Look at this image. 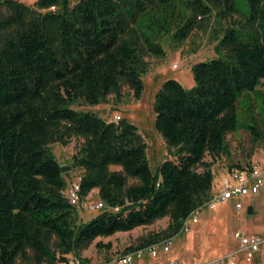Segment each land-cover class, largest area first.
Masks as SVG:
<instances>
[{
    "label": "trees",
    "instance_id": "trees-1",
    "mask_svg": "<svg viewBox=\"0 0 264 264\" xmlns=\"http://www.w3.org/2000/svg\"><path fill=\"white\" fill-rule=\"evenodd\" d=\"M173 13L181 17L172 33L177 39L200 25L197 16L232 21L220 37L225 58L195 63L190 89L169 78L156 92L155 127L175 155L153 171L135 124L69 105L110 93L119 98L123 85L139 97L144 57L162 53L157 35L169 32ZM262 79L264 0H0V264L65 263L96 237L165 216L164 228L125 251L178 235L183 220L212 196V164L229 153L226 135L237 128V104L252 110V94L261 105L259 118L246 124L248 156L264 144ZM73 136L82 138L71 156L82 171L81 195L97 189L104 203L81 223L49 147ZM250 160H232L227 168Z\"/></svg>",
    "mask_w": 264,
    "mask_h": 264
},
{
    "label": "rangeland",
    "instance_id": "rangeland-1",
    "mask_svg": "<svg viewBox=\"0 0 264 264\" xmlns=\"http://www.w3.org/2000/svg\"><path fill=\"white\" fill-rule=\"evenodd\" d=\"M20 1L33 5L36 0ZM180 18L178 14L173 13L170 18L169 32L157 35V40L163 49L162 53L147 54L144 57L148 61V67L141 73L143 89L139 97H135L130 88L123 85L122 96L119 98L110 93L96 103L79 99L69 105L77 111L95 113L108 120L118 114L123 120L135 124L146 142V155L153 171L158 169L164 157L168 155L174 157L175 155L174 148H169L164 143L163 137L155 127L154 101L156 92L169 78L177 79L185 88L190 89L194 86L192 66L195 63L217 57L225 58V52L220 46V37L226 25L232 21V19L220 21L213 14L206 17L197 16V23L200 25L194 27L186 38L177 39L173 37L172 33L175 31L176 23L180 22ZM257 89L260 91L264 89V79ZM251 100L252 110L250 111H247L242 102L237 104V128L226 135L229 153L223 154L212 164L214 173L212 193L216 191L215 187L218 186L219 179L230 161L243 162L248 158L257 157L264 159V144L262 142L256 143L253 154L251 157L248 156L252 141L246 124L251 116L259 118L258 110L261 105L260 99L254 94L251 95ZM81 142V137L73 136L66 144L60 142L49 144L54 158L66 168L62 172L66 187L71 180L76 179L82 173L80 168L72 166L71 158ZM206 159L209 160L210 157L206 156ZM110 168L119 169L120 167L111 165ZM88 198L93 201L100 200L95 190H91ZM239 199L242 203L241 209L234 207L237 199H230L227 202L216 203L213 208L205 206L197 212L198 221L190 220L189 230L174 236L171 249L166 253L167 255L165 254L168 256L167 259L176 257L183 262L210 259L233 250L236 246L233 236L235 230L247 233L262 230L264 228V182L258 193H249ZM249 205L254 208L250 214L247 213ZM100 211L101 209H81L77 223L89 220ZM167 222L168 218L165 216L156 219L151 224L137 226L130 231H117L109 236L96 237L87 249L81 250L75 257L80 260V264L83 257L88 259L83 264H122L118 258L126 253L125 250L128 246L136 244L138 237L164 228ZM98 241L102 246L95 245ZM161 255H163L162 252L157 257L144 251L139 257H134L130 264H164L162 258L164 255ZM261 259V264H264V254ZM58 264H64V262Z\"/></svg>",
    "mask_w": 264,
    "mask_h": 264
},
{
    "label": "built area",
    "instance_id": "built-area-1",
    "mask_svg": "<svg viewBox=\"0 0 264 264\" xmlns=\"http://www.w3.org/2000/svg\"><path fill=\"white\" fill-rule=\"evenodd\" d=\"M54 6H51L53 8ZM120 119V115H115L113 120ZM264 182V159L259 157L252 158L248 164L242 167L229 170L225 168L224 173L219 179L216 191L203 206L196 208L191 214L183 220L180 232L188 231V223L197 221V212L204 206L214 207L218 202H227L230 199L239 198L249 193H257ZM66 198L77 209H100L104 207L101 200L93 201L88 195H81L80 176L71 180L64 191ZM241 201L235 202V208H241ZM114 209H118L115 207ZM238 245L235 249L224 254H220L207 260H192L183 262L176 257H169L165 264H236L239 255H242L246 262H251L258 255L264 254V231L262 233H246L242 230H235L233 233ZM174 237L165 238L160 243H154L144 248L128 251L118 258L122 264H130L134 257H139L144 251H148L152 256H157L159 248L168 252L173 244ZM55 264H58L56 262ZM64 264H80L77 257L69 258Z\"/></svg>",
    "mask_w": 264,
    "mask_h": 264
},
{
    "label": "crops",
    "instance_id": "crops-1",
    "mask_svg": "<svg viewBox=\"0 0 264 264\" xmlns=\"http://www.w3.org/2000/svg\"><path fill=\"white\" fill-rule=\"evenodd\" d=\"M164 143H165V141H164ZM165 158V157H164ZM163 158V159H164ZM225 170V169H224ZM224 173V172H223ZM213 186H214V179H213ZM261 188H262V186H261ZM261 188H260V190H261ZM215 189H216V187H215ZM93 190H95L96 192H97V189H93ZM212 190H213V187H212ZM259 190V191H260ZM258 191V192H259ZM257 192V193H258ZM256 194V193H255ZM243 197V196H242ZM235 199H237L236 201H241L239 198H235ZM235 201V202H236ZM205 207V206H204ZM204 207H202L200 210H202ZM234 207H235V203H234ZM213 208V207H212ZM242 208V207H241ZM241 208H236V209H241ZM251 208H252V211H253V206L251 205ZM199 210V211H200ZM198 211V212H199ZM252 211L250 212V213H252ZM250 213H248V214H250ZM197 221H198V219H197ZM196 221V222H197ZM264 231V228L262 229V230H258L257 232H252V233H262ZM247 233V232H246ZM235 241H236V246L233 248V249H235L236 247H237V245H238V242H237V240L236 239H234ZM232 250V249H231ZM163 253V255H161V256H163L162 258H163V261H164V264L166 263L165 261H167L166 259H167V257L168 256H166L167 254V252H164L161 248H159V250H158V254H157V257H158V255L160 256V253L161 252ZM166 254V255H165ZM261 256L262 255H258V256H256L255 258H254V260H252L251 262H246L244 259H243V257H242V255H239V257H238V260H237V262H236V264H261ZM165 257V258H164ZM207 259H209V258H205V259H203V260H207ZM189 261H192V260H189ZM189 261H187V262H189Z\"/></svg>",
    "mask_w": 264,
    "mask_h": 264
},
{
    "label": "water",
    "instance_id": "water-1",
    "mask_svg": "<svg viewBox=\"0 0 264 264\" xmlns=\"http://www.w3.org/2000/svg\"><path fill=\"white\" fill-rule=\"evenodd\" d=\"M68 167H69V166H68ZM60 169H61L62 172L66 170V168H65V166H64L63 164H61ZM251 211H252V208H251V205H249V206L247 207V213H250Z\"/></svg>",
    "mask_w": 264,
    "mask_h": 264
}]
</instances>
